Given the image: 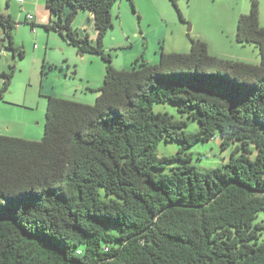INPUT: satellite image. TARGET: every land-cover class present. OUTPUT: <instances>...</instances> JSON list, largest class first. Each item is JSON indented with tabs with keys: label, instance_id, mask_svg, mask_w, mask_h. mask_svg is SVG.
Wrapping results in <instances>:
<instances>
[{
	"label": "trees",
	"instance_id": "obj_1",
	"mask_svg": "<svg viewBox=\"0 0 264 264\" xmlns=\"http://www.w3.org/2000/svg\"><path fill=\"white\" fill-rule=\"evenodd\" d=\"M180 20L178 0H169ZM117 0H45V24L78 52L104 62L93 104L47 96L41 140L0 135V264H264V27L258 1L237 20L235 40L259 50L258 64L210 52L142 56L118 69L103 49ZM133 6V0H130ZM92 14L96 40L72 23ZM25 22H27L25 20ZM8 48L16 22L0 13ZM36 25L31 22V27ZM3 92L11 75L2 74ZM169 102L199 124L154 112ZM219 133L239 142L221 168L198 170L185 150ZM161 140L182 144L158 157ZM256 154L251 158L249 146ZM181 165L162 172L166 164Z\"/></svg>",
	"mask_w": 264,
	"mask_h": 264
},
{
	"label": "rangeland",
	"instance_id": "obj_2",
	"mask_svg": "<svg viewBox=\"0 0 264 264\" xmlns=\"http://www.w3.org/2000/svg\"><path fill=\"white\" fill-rule=\"evenodd\" d=\"M253 0H178L183 21L169 0H117L111 10L113 27L103 39V49L118 69H129L137 57L154 63L161 47L165 52L188 51L190 38H202L209 43L210 52L223 58L258 64L259 50L254 45L240 44L235 40L237 20L250 11ZM259 24L264 27V0H257ZM36 2V4H35ZM45 1L28 0L20 5L15 0H0V13L9 14L16 22L12 29L13 45L23 50L22 57L8 48V40L0 26V88L2 74L11 75L7 90L0 100V135L28 140H41L44 133L47 96H56L93 104L97 92L91 91L102 85L104 62L95 54L81 53L70 46L54 31H47L40 15ZM37 12V14H36ZM49 13V12H48ZM33 17L25 22V15ZM87 18L74 19L72 27L80 35L85 31ZM52 20L56 18L52 16ZM89 23V22H88ZM84 25V26H83ZM83 26V27H82ZM93 33V31H92ZM154 112H166L176 120H184L185 132H196L199 124L180 113L169 102L155 104ZM239 142L225 148L221 146L219 133L207 141H200L185 150L190 154L189 164L198 170L221 168L229 161L232 150ZM182 146L176 141L161 140L156 148L158 157L171 156ZM254 158L256 148L249 146ZM181 165L180 161L166 164L164 173ZM264 219V212L256 221Z\"/></svg>",
	"mask_w": 264,
	"mask_h": 264
},
{
	"label": "crops",
	"instance_id": "obj_3",
	"mask_svg": "<svg viewBox=\"0 0 264 264\" xmlns=\"http://www.w3.org/2000/svg\"><path fill=\"white\" fill-rule=\"evenodd\" d=\"M30 1H32V0H28V5H30ZM43 1H45V0H43ZM35 4H36V2H35ZM36 14H37V12H36ZM38 16H40V19H41V21H44L45 23H46V21H51L52 20V17L49 15V13L47 12V11H43V13H41L40 15H38ZM81 16H84V17H86L87 19V21L89 22H86V24H84V25H86L83 29L86 31L87 29H88V26L90 27V30H91V33H90V36H89V39H90V41H91V43L92 44H94L95 43V40H96V30H95V28H94V20H93V16H92V14L90 13V12H88V11H83V10H81V11H79L78 12V14H77V16H76V18H80L81 19ZM25 20H26V15H25V18H24ZM72 24H74V21H73V23ZM83 25V26H84ZM82 26V27H83ZM92 31H93V33H92ZM78 32V31H77ZM78 35L80 36V37H82V35H80L79 33H78ZM158 57H155V60H154V63H156L157 61H158ZM148 62V61H147ZM150 63V62H149ZM99 87V86H98ZM97 87V88H98ZM97 88H95V89H90L91 91H94V90H96ZM96 92V91H95ZM97 97V95L95 96V98Z\"/></svg>",
	"mask_w": 264,
	"mask_h": 264
},
{
	"label": "built area",
	"instance_id": "obj_4",
	"mask_svg": "<svg viewBox=\"0 0 264 264\" xmlns=\"http://www.w3.org/2000/svg\"><path fill=\"white\" fill-rule=\"evenodd\" d=\"M17 3H19L20 5H22L24 3V0H15ZM30 20L31 22H33V17L30 14L26 15V21ZM0 52H1V47H0Z\"/></svg>",
	"mask_w": 264,
	"mask_h": 264
},
{
	"label": "water",
	"instance_id": "obj_5",
	"mask_svg": "<svg viewBox=\"0 0 264 264\" xmlns=\"http://www.w3.org/2000/svg\"><path fill=\"white\" fill-rule=\"evenodd\" d=\"M3 15H6V13H5V14H3Z\"/></svg>",
	"mask_w": 264,
	"mask_h": 264
}]
</instances>
